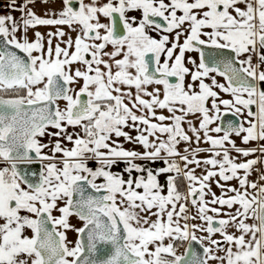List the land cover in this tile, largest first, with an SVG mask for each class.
Segmentation results:
<instances>
[{
  "label": "snow or ice",
  "instance_id": "obj_1",
  "mask_svg": "<svg viewBox=\"0 0 264 264\" xmlns=\"http://www.w3.org/2000/svg\"><path fill=\"white\" fill-rule=\"evenodd\" d=\"M7 7L0 264H264V0Z\"/></svg>",
  "mask_w": 264,
  "mask_h": 264
},
{
  "label": "crops",
  "instance_id": "obj_2",
  "mask_svg": "<svg viewBox=\"0 0 264 264\" xmlns=\"http://www.w3.org/2000/svg\"><path fill=\"white\" fill-rule=\"evenodd\" d=\"M88 2H89V0H85V3H88ZM8 4H9V0H0V15L11 14L13 17H15V18H17L19 20L21 14L18 11H12L10 8H8L7 7ZM34 10L37 12V14H42V12H43V9L41 8V6L39 4L36 5ZM133 14L134 15H139V13H133ZM39 30L43 32L46 29L40 28ZM191 55L195 56L196 54L193 53ZM218 79H222V78H218ZM221 82H222V80H221ZM190 119H193V122L196 123L194 118L190 117ZM152 166L155 167L157 165H152ZM121 167L122 166L114 168L113 171H120Z\"/></svg>",
  "mask_w": 264,
  "mask_h": 264
},
{
  "label": "rangeland",
  "instance_id": "obj_3",
  "mask_svg": "<svg viewBox=\"0 0 264 264\" xmlns=\"http://www.w3.org/2000/svg\"><path fill=\"white\" fill-rule=\"evenodd\" d=\"M106 19H103L102 22H105L106 23ZM74 35V34H73ZM69 131H72V129H69ZM46 139V138H45ZM70 146V145H69ZM126 147H131V145H125ZM201 155H207L206 153L205 154H201ZM200 172V169H197V173L199 174ZM233 184L235 183V181L232 182ZM213 191L216 192L217 195H220V190L218 188L215 187V185H213ZM73 223H77V221L75 219H73L72 221ZM199 234V233H198ZM69 239L71 240H74L76 239V234L75 233H69ZM214 264V262H213Z\"/></svg>",
  "mask_w": 264,
  "mask_h": 264
},
{
  "label": "water",
  "instance_id": "obj_4",
  "mask_svg": "<svg viewBox=\"0 0 264 264\" xmlns=\"http://www.w3.org/2000/svg\"><path fill=\"white\" fill-rule=\"evenodd\" d=\"M75 2H76V0H74V4H75ZM225 119L226 120H233V121H235L237 118L236 117H233V116H231L229 114L227 117H225ZM31 167H34V168L38 169L39 168V165H32ZM196 247H197V249H199V246H196Z\"/></svg>",
  "mask_w": 264,
  "mask_h": 264
},
{
  "label": "flooded vegetation",
  "instance_id": "obj_5",
  "mask_svg": "<svg viewBox=\"0 0 264 264\" xmlns=\"http://www.w3.org/2000/svg\"><path fill=\"white\" fill-rule=\"evenodd\" d=\"M222 80V79H221ZM223 82V81H222ZM222 95H224V98H229V97H227L225 94H222ZM202 146H204V147H207V145H202ZM252 179H254L255 178V173L253 174V176L251 177Z\"/></svg>",
  "mask_w": 264,
  "mask_h": 264
},
{
  "label": "built area",
  "instance_id": "obj_6",
  "mask_svg": "<svg viewBox=\"0 0 264 264\" xmlns=\"http://www.w3.org/2000/svg\"><path fill=\"white\" fill-rule=\"evenodd\" d=\"M180 251H183V249H180Z\"/></svg>",
  "mask_w": 264,
  "mask_h": 264
}]
</instances>
